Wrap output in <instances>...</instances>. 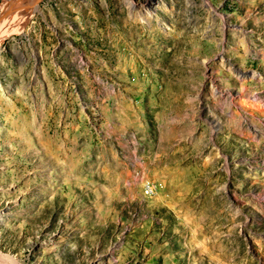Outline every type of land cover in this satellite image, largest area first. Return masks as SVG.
I'll list each match as a JSON object with an SVG mask.
<instances>
[{
	"label": "rangeland",
	"instance_id": "rangeland-1",
	"mask_svg": "<svg viewBox=\"0 0 264 264\" xmlns=\"http://www.w3.org/2000/svg\"><path fill=\"white\" fill-rule=\"evenodd\" d=\"M0 12V264H264V0Z\"/></svg>",
	"mask_w": 264,
	"mask_h": 264
},
{
	"label": "bare ground",
	"instance_id": "bare-ground-1",
	"mask_svg": "<svg viewBox=\"0 0 264 264\" xmlns=\"http://www.w3.org/2000/svg\"><path fill=\"white\" fill-rule=\"evenodd\" d=\"M150 4H152L153 5V3L152 2H150ZM11 8V7H10ZM9 8V9H10ZM8 14V13H7ZM7 14H5V15H7ZM11 14V13H10ZM9 15V14H8ZM12 15V14H11ZM2 16V17H1ZM10 16V15H9ZM6 16V17H4V13L3 14H1L0 15V18H1V20H0V27L2 26V32H8V30L10 29H8L7 27H4L5 25H8V23H7V20H6V18H14L13 16ZM5 21H6V23H5ZM10 22V21H9ZM10 25V24H9ZM9 27V26H8ZM12 30V29H11Z\"/></svg>",
	"mask_w": 264,
	"mask_h": 264
},
{
	"label": "water",
	"instance_id": "water-1",
	"mask_svg": "<svg viewBox=\"0 0 264 264\" xmlns=\"http://www.w3.org/2000/svg\"><path fill=\"white\" fill-rule=\"evenodd\" d=\"M0 15H1V12H0Z\"/></svg>",
	"mask_w": 264,
	"mask_h": 264
}]
</instances>
